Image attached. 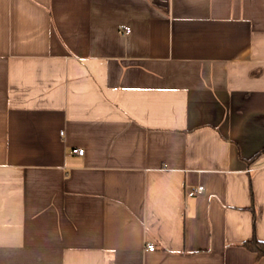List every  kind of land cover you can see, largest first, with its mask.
<instances>
[{
  "label": "crops",
  "instance_id": "1",
  "mask_svg": "<svg viewBox=\"0 0 264 264\" xmlns=\"http://www.w3.org/2000/svg\"><path fill=\"white\" fill-rule=\"evenodd\" d=\"M263 147L264 0H0V264H264Z\"/></svg>",
  "mask_w": 264,
  "mask_h": 264
},
{
  "label": "trees",
  "instance_id": "2",
  "mask_svg": "<svg viewBox=\"0 0 264 264\" xmlns=\"http://www.w3.org/2000/svg\"><path fill=\"white\" fill-rule=\"evenodd\" d=\"M264 152V147L261 151L256 153L251 160H254L260 153ZM243 246L247 247L248 249L257 252L258 256L261 257L264 255V241L254 237L251 240L244 241L242 243Z\"/></svg>",
  "mask_w": 264,
  "mask_h": 264
},
{
  "label": "built area",
  "instance_id": "3",
  "mask_svg": "<svg viewBox=\"0 0 264 264\" xmlns=\"http://www.w3.org/2000/svg\"><path fill=\"white\" fill-rule=\"evenodd\" d=\"M125 31H126V32H129L130 29H126ZM73 152L76 153V154H78V155H83V154L85 153V149H84L83 147H74V148H73ZM198 190H199V191L203 190V186H202V185L199 186V187H198ZM155 248H156V246H155L154 243H149V244H148V249H149V250H154Z\"/></svg>",
  "mask_w": 264,
  "mask_h": 264
}]
</instances>
